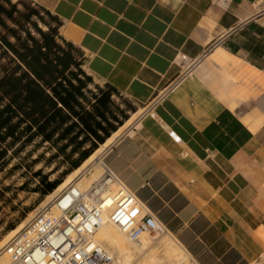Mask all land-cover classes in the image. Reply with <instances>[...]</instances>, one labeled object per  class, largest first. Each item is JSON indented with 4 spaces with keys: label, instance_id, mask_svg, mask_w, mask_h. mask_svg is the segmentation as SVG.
Here are the masks:
<instances>
[{
    "label": "crops",
    "instance_id": "0c3cea01",
    "mask_svg": "<svg viewBox=\"0 0 264 264\" xmlns=\"http://www.w3.org/2000/svg\"><path fill=\"white\" fill-rule=\"evenodd\" d=\"M28 1L60 20L94 84L133 106L120 128L139 114L107 149V167L162 223L192 235L196 264L256 263L264 0Z\"/></svg>",
    "mask_w": 264,
    "mask_h": 264
},
{
    "label": "trees",
    "instance_id": "16d2710c",
    "mask_svg": "<svg viewBox=\"0 0 264 264\" xmlns=\"http://www.w3.org/2000/svg\"><path fill=\"white\" fill-rule=\"evenodd\" d=\"M60 26L31 1L0 0V176L22 153L25 161L43 149L28 164L30 169L42 164L34 173L39 178L34 191L42 196L55 191L135 111L114 98L112 86L94 84L82 68L83 53L59 35ZM47 167L52 170L45 174ZM10 187L0 182V201ZM13 229L15 224L7 226Z\"/></svg>",
    "mask_w": 264,
    "mask_h": 264
},
{
    "label": "built area",
    "instance_id": "2783aa9c",
    "mask_svg": "<svg viewBox=\"0 0 264 264\" xmlns=\"http://www.w3.org/2000/svg\"><path fill=\"white\" fill-rule=\"evenodd\" d=\"M101 182L82 189L74 180L0 249V255L7 252L10 264H120L94 239L104 223L115 225L134 243L165 227L149 208L137 205V194L110 168Z\"/></svg>",
    "mask_w": 264,
    "mask_h": 264
},
{
    "label": "rangeland",
    "instance_id": "374dc122",
    "mask_svg": "<svg viewBox=\"0 0 264 264\" xmlns=\"http://www.w3.org/2000/svg\"><path fill=\"white\" fill-rule=\"evenodd\" d=\"M91 87L93 88L94 86H91ZM118 102H121V100H119ZM122 108H126V104H122ZM128 113L130 114L131 111H129ZM138 115L139 114L133 116L134 119H132V121H128L126 123V125L124 127H122L121 131L123 132L130 125H132L136 121ZM42 151H43V149L39 150L38 152L34 153L32 156H30L25 161H23L22 158H24V156H26V153H22L20 155V157H16L11 162V164L8 166L7 170L3 174H1V176H0L1 186H3V187L4 186H11L10 187L11 190L6 194L5 198L2 201H0V240L6 239V238H7L6 239L7 241L10 240L15 234V233L12 234V232L15 229H18L20 227V225H22V224H27V221L29 222L31 220L32 216H34V214L38 212V209L39 208L41 209L42 206H45L49 202V200L55 196L54 192L57 189L55 191H53L52 193L46 195V196H42L41 193L34 191L35 188L39 185V178L35 177L34 173L36 170H38L39 168L42 167V164L37 165L33 169L28 168V164H30L32 162V160L35 159L38 156V154ZM106 151H107V149H105L102 152V154L99 156V158L102 161H103V158H104ZM98 160H96V164H99V162L101 161V160L100 161H98ZM16 164H21L20 165L21 167H19V169H16L11 173H9V170L13 166H15ZM96 164L94 163L93 165L95 166ZM94 166L87 167L85 169L87 171H85V170L83 171L84 176H86L87 178H90L92 176V174L94 173V170H93ZM51 170H52V168L47 167L44 169V173L45 174L50 173ZM71 173H73V171ZM83 174L80 175L81 177L80 176L76 177L75 180H76V182H78L77 184H79L80 187H83V189H85V187H87L88 184H85L82 181V179H83L82 175ZM57 176H58V173L52 174L50 176V178L53 180ZM68 176H66L64 178L63 182L67 179ZM23 185H25V189L21 190L20 188ZM11 224H15V229L7 230V226L11 225ZM164 225H165V227H163L162 230H158L156 232L147 233V234L142 235L140 237V242L134 243V242H131L129 240V242H130L129 246H131V248H134L135 252H136L134 259L131 262L132 264L133 263L136 264L138 262H146V261H144L146 259H147V262H149L151 259H153V258H151V254L153 255L154 253H155L154 255L157 254L156 255L157 258H159L161 255H164L166 252V247L163 245L162 241L165 238L166 234L169 235V236L166 235V237L172 238V240L175 243V246L178 248V249L176 248L178 253L181 254V258H182L181 262L182 263H179V264H187V261H188V264H193V263L196 264L194 258L189 253V251L186 248V244L184 243V242H186L189 246L194 248V240H193L192 235L190 233L184 232L182 230V228L179 226L178 222L173 223V228L166 226L165 223H164ZM113 228L116 230L118 229L114 225H113ZM117 231L120 232L119 229ZM163 236H164V238H163ZM144 238H146L149 241L146 246L143 244V241H142ZM151 244L153 246H151ZM158 244H160L161 247ZM138 248L142 249L143 252L146 251V252H144L145 254L143 252H141V254H140L138 252ZM196 249L198 250L199 247L196 246ZM150 250H152L154 253H152V251H150ZM185 254H186L187 258L184 257ZM148 255H149V257H148ZM152 257H154V256H152ZM10 259H11V257H10ZM10 262H11V260H10ZM157 263H159V261L156 262V264ZM241 264H243V263H241ZM253 264H264V255L256 263H253Z\"/></svg>",
    "mask_w": 264,
    "mask_h": 264
},
{
    "label": "bare ground",
    "instance_id": "6f19581e",
    "mask_svg": "<svg viewBox=\"0 0 264 264\" xmlns=\"http://www.w3.org/2000/svg\"><path fill=\"white\" fill-rule=\"evenodd\" d=\"M139 112V111H138ZM141 113V112H140ZM137 115V114H136ZM135 116V115H134ZM134 119V118H132ZM130 120V119H129ZM122 128L119 131H116L97 151H95V153L93 155H91L78 169L74 170L73 173H71L67 179L59 185V187L57 188V190L54 192L55 195H57L58 193L62 192L66 187H68L74 180L76 177L80 176L81 174H83V171L89 167V166H94L93 164H96V160L100 161L101 159L99 158V156L102 154V152L105 149H108L117 139V137L120 136ZM94 173L92 174V176L90 178H87L86 176H83L82 181L85 184H88L87 187H85V189H88L91 187L93 182H101L103 183L104 181V177L107 175V167L105 166V163L101 160L99 162V164H96L93 167ZM87 171V170H85ZM86 175V174H85ZM81 177V176H80ZM81 180V179H80ZM76 181V180H75ZM78 183V182H76ZM78 188H82L80 187L79 184L76 185ZM138 201L141 203V205L143 206V203L140 201V199H138ZM138 205V204H137ZM145 206V205H144ZM43 207V206H42ZM40 208L38 209L39 212ZM55 210V209H54ZM35 213L34 216H32L31 220L38 214ZM30 220V221H31ZM29 221V222H30ZM27 221V224L29 223ZM27 224H22L20 225V227L18 229H15L13 233L17 234L20 230H22ZM115 226V225H114ZM116 227V226H115ZM118 230V229H117ZM116 229L113 228V225L106 222L104 223L96 232L95 234V241L97 243H99L101 246H103L106 250H108L110 252V254H112L116 260L120 263V264H132L131 262L134 259L135 256V249L131 248V246H129V239L127 237L126 234L118 232ZM14 234V235H15ZM167 236H169L168 234H166ZM165 238L163 236V245L166 247V252L164 255H159L160 257L157 258L156 255H154L155 253L152 251V253H154L153 255L151 254V259L149 262H147V259L144 260L146 262H138L136 264H156V262L159 261V263L157 264H179L182 263V258H181V254L178 253L177 251V247L175 246L174 241L172 240L171 237H166ZM173 237V236H172ZM7 239V238H6ZM6 239H2L0 240V249H4L5 246L7 245V243L10 240H6ZM143 244L146 246L148 244V240L146 238H144L143 240ZM140 242V241H139ZM161 242V243H162ZM160 245V244H158ZM162 245V246H163ZM142 246V245H141ZM151 246H153L151 244ZM156 246V245H155ZM163 246V247H164ZM144 247V246H143ZM148 247V246H147ZM146 247V248H147ZM150 247V246H149ZM161 247V245H160ZM177 248V249H176ZM154 249V248H153ZM149 250V249H148ZM147 250V251H148ZM158 251V250H157ZM138 252L141 254V252H143L142 249L138 248ZM146 252V251H144ZM143 252V253H144ZM148 253V252H147ZM150 253V252H149ZM38 254V253H37ZM145 254V253H144ZM154 256V257H152ZM149 257V255H148ZM186 257V254L185 256ZM187 258V257H186ZM185 259V258H184ZM10 256L9 254H7V252H5L4 250L1 253L0 256V264H10ZM186 260V259H185ZM141 261V260H140ZM135 264V263H133ZM188 264V261H187ZM194 264V263H193Z\"/></svg>",
    "mask_w": 264,
    "mask_h": 264
}]
</instances>
